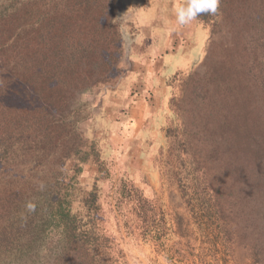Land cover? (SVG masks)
<instances>
[{
    "label": "trees",
    "instance_id": "1",
    "mask_svg": "<svg viewBox=\"0 0 264 264\" xmlns=\"http://www.w3.org/2000/svg\"><path fill=\"white\" fill-rule=\"evenodd\" d=\"M71 1L37 0L36 8L27 0L0 1V264L118 263V253L107 249L103 209L113 162L78 129V122L89 114L82 95L115 75L122 52L104 43L103 53L93 59L89 51L96 52L95 46L83 41L80 26H67L57 15L63 4L65 18ZM84 1L79 3L82 13L95 8L101 13L94 21L98 33L109 31L120 0ZM231 3L250 7L264 0H221L219 9L227 12ZM212 17L197 20L207 24ZM110 32V41L117 40L116 28ZM214 62L206 52L197 68H203L201 80L217 93L208 95V88L194 85L189 110H178L189 111V117H178L176 129V118L166 119L167 155L157 153V161H165L176 178L204 253L213 256L225 238L231 241L238 232L241 204L264 187V75L254 74L261 65L250 63V84L240 77L228 79L229 69ZM241 65L236 68L245 75ZM178 95L171 90L170 106ZM69 160L74 163L67 169ZM90 162L96 166L94 183L84 188L79 176ZM116 180L115 202L123 208L118 213L130 210L153 228L152 200L126 174ZM29 201L36 205L33 212L26 209ZM77 201L83 216L74 210Z\"/></svg>",
    "mask_w": 264,
    "mask_h": 264
},
{
    "label": "rangeland",
    "instance_id": "2",
    "mask_svg": "<svg viewBox=\"0 0 264 264\" xmlns=\"http://www.w3.org/2000/svg\"><path fill=\"white\" fill-rule=\"evenodd\" d=\"M0 1L7 3L8 0ZM82 1L72 0L65 7V18L61 12L63 4L60 5L61 9L56 12L62 23L80 26L77 29L83 30V41L88 40L95 46L96 52L89 51L95 60L103 53L104 43L108 49L122 52L121 59L113 62L118 70L115 75L82 95L89 114L78 122V129L94 140L97 149L113 162L114 177L106 188L108 197L103 202L104 231L110 237L108 251L118 253L117 264H264V233H260L264 226V187L241 204L238 232L231 241L225 238V244L218 245L220 251L213 256L204 253L201 247L199 232L175 176L166 170L165 161H157L159 149L165 150L164 157L167 155L166 119L176 118L173 127L176 129L178 117H189L186 116L189 111L182 114L178 110L184 107L189 110L193 102L189 95L197 87L194 85L199 83L200 88H208V95L217 93L208 81L201 80L203 68H197L206 52H211L215 66L224 64L229 69L228 79L240 77V82L251 84L247 77L253 68L250 63H260L254 74L264 75V48L261 47L264 5L246 7L231 3L227 12L220 8L219 14L207 24L196 20L173 30L175 7L183 0H120L113 9L114 17L107 23L110 30L99 34V26L96 28L94 21L95 17L101 18V13L98 15L96 8L89 14L82 13L79 5L84 4ZM27 3L33 8L39 4L37 0L34 3L27 0ZM115 28L119 35L115 40L111 34L115 41H110L108 35ZM118 41L121 44L116 48ZM212 42L217 43L213 46ZM239 62L245 75L236 68ZM0 88V91L4 89ZM172 89L179 95L170 106ZM73 163L74 160H69L65 167L68 169ZM95 174L96 166L92 162L83 165L80 186L89 188ZM123 174L152 200L154 211H149L156 219L153 228L130 210L118 213L123 208L115 202L116 179ZM251 190L254 192L255 188ZM74 210L82 216L85 214L78 201ZM223 258L225 261L220 262Z\"/></svg>",
    "mask_w": 264,
    "mask_h": 264
},
{
    "label": "clouds",
    "instance_id": "3",
    "mask_svg": "<svg viewBox=\"0 0 264 264\" xmlns=\"http://www.w3.org/2000/svg\"><path fill=\"white\" fill-rule=\"evenodd\" d=\"M220 3L221 0H183L175 7L176 24L173 30L190 25L202 15H218ZM26 209L28 212L35 211V203L27 202Z\"/></svg>",
    "mask_w": 264,
    "mask_h": 264
}]
</instances>
